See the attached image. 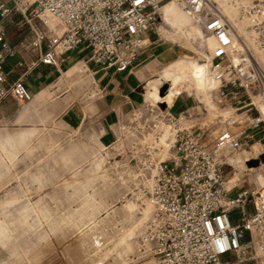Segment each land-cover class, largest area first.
I'll return each instance as SVG.
<instances>
[{"label": "built area", "instance_id": "2783aa9c", "mask_svg": "<svg viewBox=\"0 0 264 264\" xmlns=\"http://www.w3.org/2000/svg\"><path fill=\"white\" fill-rule=\"evenodd\" d=\"M168 1L215 39L208 50L215 107L188 125L171 107L145 101L102 151L126 196L148 210L138 238L154 264H264V185L234 191L225 171L226 158L242 153L245 142L246 163L262 155L264 0H230L247 21L249 41L218 0H0V99L31 100L25 75L39 64L57 66L81 47L97 64L135 67ZM14 13V33L27 34L21 45L8 39L5 22ZM236 43L245 53L239 63L230 58ZM22 52L29 55L18 60L25 70L7 84L6 61ZM94 243L102 247L104 236L95 234Z\"/></svg>", "mask_w": 264, "mask_h": 264}, {"label": "rangeland", "instance_id": "374dc122", "mask_svg": "<svg viewBox=\"0 0 264 264\" xmlns=\"http://www.w3.org/2000/svg\"><path fill=\"white\" fill-rule=\"evenodd\" d=\"M178 13L181 11L159 23L153 37L160 44V88L169 85L176 89L171 86L174 68L189 61L208 69V50L215 45V39L186 15L179 25ZM84 58H90L88 50ZM83 64L64 68L63 90L69 89L75 100L76 75ZM176 90H180L178 98L187 100L196 111L182 116L188 125L205 121L204 107H215V89L208 92L209 102L186 82ZM144 93L145 85L143 96L149 101ZM171 111L177 114L175 109ZM39 114L38 126L0 128V264H154L138 238L145 220L139 213L145 208L126 196L127 189L113 179L107 152L102 151L105 144L93 137L83 142L80 134ZM249 145L244 143L243 156ZM260 145L264 142H258ZM257 166L249 171L226 162L234 191L257 190L254 175L264 185V161ZM98 233L105 238L100 248L94 243Z\"/></svg>", "mask_w": 264, "mask_h": 264}, {"label": "crops", "instance_id": "0c3cea01", "mask_svg": "<svg viewBox=\"0 0 264 264\" xmlns=\"http://www.w3.org/2000/svg\"><path fill=\"white\" fill-rule=\"evenodd\" d=\"M18 18L19 14H12L5 25L8 39L21 45L23 34H15L13 25V21ZM86 51L84 47L78 48L57 66L39 64L30 70L24 79L32 92V99L25 102L10 96L0 99V128L38 126L40 124L37 120L41 116L39 112H42L43 118L55 120L64 129L80 134L83 142L93 137L106 146L118 135V125L128 120L133 111L145 103L144 85L145 98L151 102L158 101L154 91L160 89L162 60L157 40L154 39L143 51L135 67L124 71L84 58ZM22 57L29 59L25 52L7 59L6 68L11 70L7 84L24 72L25 67L18 65ZM80 62L85 63V67L76 75L75 100L68 93L69 89L63 90L67 72H64V68ZM179 93L180 90H176L172 94L167 102L168 107L175 109L177 114L196 112L187 100L178 98ZM179 103L180 109L177 111Z\"/></svg>", "mask_w": 264, "mask_h": 264}, {"label": "bare ground", "instance_id": "6f19581e", "mask_svg": "<svg viewBox=\"0 0 264 264\" xmlns=\"http://www.w3.org/2000/svg\"><path fill=\"white\" fill-rule=\"evenodd\" d=\"M222 1L226 5V11H225V9H223L224 12L226 14L228 13L232 17H234V19H232L227 14L229 16L232 24L235 26L237 31L240 34L244 35L246 40L249 41V34H248V30H247V21H243L238 17V10L230 2V0H222ZM219 2L223 8L221 0H219ZM178 10L181 11V13H178L176 16V18L178 19L179 25L183 24V20L185 19L184 15H186L190 20H192L181 9V7L175 1H170V2L166 3L165 5H163V7L159 10V17L157 19V25L159 23L161 25L168 16H170L173 13H176V11H178ZM175 28H177L178 31H179V29H181L179 26H177ZM190 31H191V29H190ZM193 32H195V30ZM207 48H208V46H207ZM244 56H245V53L243 51V48L236 43L234 46V50L230 55L231 60L234 63H239ZM208 65H209V68L211 69L210 62L208 63ZM209 68L206 69L205 67H202V65L199 62L194 61V60L187 62L182 67L177 66L174 68L175 72L173 75V79L171 81V86H174L176 89H179L181 87L182 83L186 82L189 86L194 87V89H196L198 92L204 93L206 95V99H208V92H211L213 89H215L218 86V81H217L216 77L214 76L212 69L210 70ZM209 72H211L212 75ZM192 80H195V82H192ZM160 89H158L154 92L158 97V102H160V104H162L164 106H168L167 102L170 100L171 96H173L172 94L176 91V89H172L169 85H167V89L164 93H162L160 91ZM209 101L210 100L208 99V102ZM182 116L185 118L187 117L186 114H183ZM259 144H261V143H259ZM263 146L264 145H260V147H257L258 154L259 153L262 154L261 157H259L261 160V163L264 161V147ZM243 154H244L243 152L241 155H240V153H239V155L236 153L235 155L227 157L226 158L227 162H230L235 167H238V169L239 168H244V169L246 168L249 171H253L256 167H259V166H248V164L245 162V159H244V156L247 154V151H246V154L244 156H243ZM254 178H255L259 187L263 186V185H260L258 183V179H257L256 175H254ZM245 189L249 190L248 188H245ZM253 190H255V189H251V191H253ZM147 215H148V210H144V211H141V213H139V216L141 217V219L146 218Z\"/></svg>", "mask_w": 264, "mask_h": 264}, {"label": "water", "instance_id": "95a60500", "mask_svg": "<svg viewBox=\"0 0 264 264\" xmlns=\"http://www.w3.org/2000/svg\"><path fill=\"white\" fill-rule=\"evenodd\" d=\"M166 89H167V85H164L161 87L160 91L164 93ZM259 163H260V160L258 158L251 159L247 162L248 166H257L259 165Z\"/></svg>", "mask_w": 264, "mask_h": 264}]
</instances>
